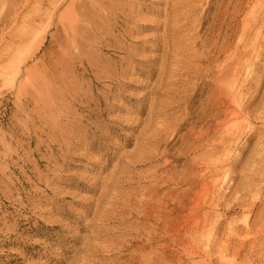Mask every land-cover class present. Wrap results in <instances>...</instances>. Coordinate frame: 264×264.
<instances>
[{
    "label": "rangeland",
    "instance_id": "rangeland-1",
    "mask_svg": "<svg viewBox=\"0 0 264 264\" xmlns=\"http://www.w3.org/2000/svg\"><path fill=\"white\" fill-rule=\"evenodd\" d=\"M0 264H264V0H0Z\"/></svg>",
    "mask_w": 264,
    "mask_h": 264
}]
</instances>
